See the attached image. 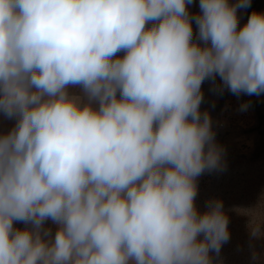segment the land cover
Masks as SVG:
<instances>
[{
	"label": "clouds",
	"instance_id": "1",
	"mask_svg": "<svg viewBox=\"0 0 264 264\" xmlns=\"http://www.w3.org/2000/svg\"><path fill=\"white\" fill-rule=\"evenodd\" d=\"M195 3L0 0V264H215L229 218L196 201L228 164L203 85L264 96V11Z\"/></svg>",
	"mask_w": 264,
	"mask_h": 264
},
{
	"label": "rangeland",
	"instance_id": "2",
	"mask_svg": "<svg viewBox=\"0 0 264 264\" xmlns=\"http://www.w3.org/2000/svg\"><path fill=\"white\" fill-rule=\"evenodd\" d=\"M258 3V0H255ZM234 2V0H232ZM192 14L199 12L198 0L189 7ZM241 24L246 22V10H240ZM195 31V24H193ZM205 103L202 108L211 113L217 141L226 148L227 171L222 174H205L199 178L197 206L204 210L205 201L219 198L229 218L230 240L221 249L215 264H264V237L253 239L250 229L261 227L264 231V126L259 125L258 115L251 97L239 100L231 94L223 97L209 91V84L203 85ZM78 91V90H73ZM217 97L215 107L210 110ZM264 103V96L253 97ZM252 101L247 111H239V105ZM219 102V103H218ZM219 108V109H218ZM12 121L0 117V131H7ZM251 157V158H250ZM17 227H24L22 224ZM55 231V226L48 225ZM253 253L258 259L253 261Z\"/></svg>",
	"mask_w": 264,
	"mask_h": 264
},
{
	"label": "trees",
	"instance_id": "3",
	"mask_svg": "<svg viewBox=\"0 0 264 264\" xmlns=\"http://www.w3.org/2000/svg\"><path fill=\"white\" fill-rule=\"evenodd\" d=\"M246 10L247 17L253 11H264V0H258V3L255 0H252L251 7ZM254 102V108L256 109L258 115L259 125L264 126V103L258 102L256 99L251 97ZM219 109V108H218ZM264 131V130H263ZM251 158V157H250Z\"/></svg>",
	"mask_w": 264,
	"mask_h": 264
},
{
	"label": "flooded vegetation",
	"instance_id": "4",
	"mask_svg": "<svg viewBox=\"0 0 264 264\" xmlns=\"http://www.w3.org/2000/svg\"><path fill=\"white\" fill-rule=\"evenodd\" d=\"M225 95V94H224ZM223 97V96H222ZM245 97V96H244ZM241 98H243V97H241ZM218 97H217V100L214 102V104H216V102L218 101ZM219 101H220V99H219ZM246 101H248L247 99H246ZM219 103V102H218ZM209 108H210V110H212V112H213V107H212V104L211 105H209Z\"/></svg>",
	"mask_w": 264,
	"mask_h": 264
},
{
	"label": "water",
	"instance_id": "5",
	"mask_svg": "<svg viewBox=\"0 0 264 264\" xmlns=\"http://www.w3.org/2000/svg\"><path fill=\"white\" fill-rule=\"evenodd\" d=\"M214 120V119H213Z\"/></svg>",
	"mask_w": 264,
	"mask_h": 264
}]
</instances>
